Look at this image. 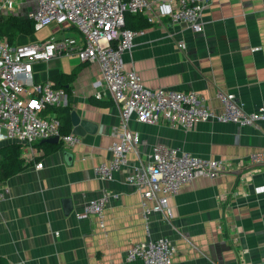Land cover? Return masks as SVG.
Instances as JSON below:
<instances>
[{"label": "crops", "instance_id": "crops-1", "mask_svg": "<svg viewBox=\"0 0 264 264\" xmlns=\"http://www.w3.org/2000/svg\"><path fill=\"white\" fill-rule=\"evenodd\" d=\"M36 8L37 0H17L13 10L1 7L0 16L31 18ZM202 21L203 31L168 17L152 23L124 56L126 67L135 68L151 89L196 90L216 110L222 109L218 91H230L248 111L256 110L264 102V0H217L203 13ZM58 30L62 34L52 35L79 36L70 25ZM37 34H20L15 44H35L50 37ZM180 42L186 47L180 48ZM33 71L37 82H54V75L75 72L67 92L70 112H77L96 131L83 129L78 143L60 142L51 152L42 145L54 143L44 140L34 145V151L23 146L21 157L29 166L0 180V189H9L0 201V257L6 262L144 264L127 261V251L136 242L165 236L176 248L172 264H260L264 260V162L249 161L251 153H264V123L240 126L206 121L184 128L132 119L130 128L141 136L138 153H130L129 165L118 170L113 180H106L94 168L111 160L112 131L121 118L110 95L95 96L101 90L99 64L63 55L35 62ZM156 144L224 159L232 170L216 178H196L170 197L171 220L153 213L147 221L141 193L126 177L146 162ZM38 162H43V168H36ZM105 189L120 192V197L108 202L102 228L95 216L79 218L77 213Z\"/></svg>", "mask_w": 264, "mask_h": 264}, {"label": "built area", "instance_id": "built-area-1", "mask_svg": "<svg viewBox=\"0 0 264 264\" xmlns=\"http://www.w3.org/2000/svg\"><path fill=\"white\" fill-rule=\"evenodd\" d=\"M16 1L1 0L0 8L13 10ZM216 1L37 0V8L31 15L36 31L56 23L61 27L72 26L79 36L58 38L52 35L42 42L19 45L0 35V147L16 142L34 151L36 143L53 137L67 145L80 141L73 132H62V122L55 114H44L48 107L67 105L65 89L55 87L51 81L37 83L33 76L35 62L50 61L63 55H77L85 63L99 64L101 90L95 96L102 99L104 95H110L120 111V123L112 131V158L94 168L96 174L106 180H113L118 170L129 165L130 153H138L141 136L130 128L132 119L148 124L166 122L184 128L206 121L240 126L264 123V102L256 110L248 111L234 92L219 90L217 97L222 109L216 110L210 108L196 90L151 89L135 68L126 67L124 56L131 51L135 38L145 32V29L126 27L128 12L141 13L150 23L168 17L173 23H186L195 31H203V13ZM179 47L186 45L180 42ZM35 157L33 153L31 158ZM249 161L263 163L264 153H251ZM36 168H43V162H38ZM230 170V163L224 159L206 158L156 144L146 162L130 171L126 179L141 193L142 212L147 221L153 213H162L171 220L174 215L170 197L198 177L216 178ZM8 192V188L0 189V201ZM119 197L120 192L105 189L99 197L86 202L77 216H95L104 228L107 204ZM175 252L169 237L148 238L134 243L127 251L126 260L172 264ZM260 264H264V260Z\"/></svg>", "mask_w": 264, "mask_h": 264}, {"label": "trees", "instance_id": "trees-1", "mask_svg": "<svg viewBox=\"0 0 264 264\" xmlns=\"http://www.w3.org/2000/svg\"><path fill=\"white\" fill-rule=\"evenodd\" d=\"M153 24L148 21L146 16L141 13L126 14V27L132 29H147ZM36 32L34 28V21L31 18H22L16 15L0 16V35L7 36L12 44L18 35H32ZM76 73L69 74L60 73L54 75L55 87L64 88L66 92L69 91L70 84L75 80ZM69 102L65 106H52L44 112V114H55L62 122V132L70 133L71 130V112ZM46 152L55 151L60 147V144L43 143ZM23 145L20 143H8L0 147V180L9 178L23 170H25L29 163H25L21 157ZM0 264H11L6 262L5 258L0 257Z\"/></svg>", "mask_w": 264, "mask_h": 264}, {"label": "water", "instance_id": "water-1", "mask_svg": "<svg viewBox=\"0 0 264 264\" xmlns=\"http://www.w3.org/2000/svg\"><path fill=\"white\" fill-rule=\"evenodd\" d=\"M71 118H72V123L74 125V129H73V133L74 134L83 136L84 133H85L83 129H88L91 132L96 131V127L94 125L90 124L87 121L81 120L79 118L77 112L72 111L71 112ZM44 142H49V143H54V144L60 143L58 137H53V138H50V139H46V140H44Z\"/></svg>", "mask_w": 264, "mask_h": 264}, {"label": "rangeland", "instance_id": "rangeland-1", "mask_svg": "<svg viewBox=\"0 0 264 264\" xmlns=\"http://www.w3.org/2000/svg\"><path fill=\"white\" fill-rule=\"evenodd\" d=\"M58 28H59V25L56 23H53L47 27L42 28L39 31H36V34L38 33L37 36H42V37L51 36L52 34L60 35L62 34V32H60ZM44 82L46 81L37 82V83H44Z\"/></svg>", "mask_w": 264, "mask_h": 264}]
</instances>
